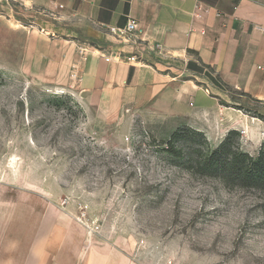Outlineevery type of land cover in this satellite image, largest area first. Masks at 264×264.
I'll return each instance as SVG.
<instances>
[{"label":"rangeland","instance_id":"rangeland-1","mask_svg":"<svg viewBox=\"0 0 264 264\" xmlns=\"http://www.w3.org/2000/svg\"><path fill=\"white\" fill-rule=\"evenodd\" d=\"M246 11L262 25L264 0H250ZM43 12L37 4L0 0V181L37 194L41 210L65 209L138 264H264V190L227 189L188 169L182 159L191 152L181 149L198 139L176 143L180 160L167 152L179 129L202 131L214 146L236 129L208 136L201 127L213 121H95L75 96L21 71L30 33L42 31L35 21ZM202 71V87L245 119L238 123L246 134L237 130L242 150L257 157L264 101L229 86L213 70ZM23 197L26 208L31 201Z\"/></svg>","mask_w":264,"mask_h":264},{"label":"crops","instance_id":"crops-1","mask_svg":"<svg viewBox=\"0 0 264 264\" xmlns=\"http://www.w3.org/2000/svg\"><path fill=\"white\" fill-rule=\"evenodd\" d=\"M14 1L45 12L35 21L42 31L30 33L22 52L21 71L75 96L95 121H213L201 127L208 136L225 129L245 135L238 123L245 119L197 81L203 69L264 101V21L247 13L250 0ZM130 20L138 23L135 34L125 32ZM132 56L137 61L127 62ZM0 264L138 263L65 209L41 210L37 194L0 181Z\"/></svg>","mask_w":264,"mask_h":264},{"label":"trees","instance_id":"trees-1","mask_svg":"<svg viewBox=\"0 0 264 264\" xmlns=\"http://www.w3.org/2000/svg\"><path fill=\"white\" fill-rule=\"evenodd\" d=\"M208 78L216 84V79ZM194 139H198L197 145L181 149L182 152H191L188 157L183 156L182 159L188 169H196L203 176L218 179L227 189L239 185L264 190V143L259 155L253 157L242 150V134L237 130L230 131L214 146L202 131L179 129L172 135L167 152L180 160L182 155L175 152L176 143L189 144L190 140Z\"/></svg>","mask_w":264,"mask_h":264},{"label":"built area","instance_id":"built-area-1","mask_svg":"<svg viewBox=\"0 0 264 264\" xmlns=\"http://www.w3.org/2000/svg\"><path fill=\"white\" fill-rule=\"evenodd\" d=\"M261 31L264 33V27L260 28ZM138 30V23L135 20H130L127 23L125 32L128 34H135V32ZM114 32V31H113ZM127 62L132 63L137 61V58L135 56L129 57L126 59Z\"/></svg>","mask_w":264,"mask_h":264}]
</instances>
